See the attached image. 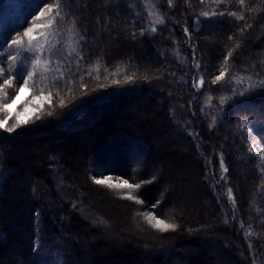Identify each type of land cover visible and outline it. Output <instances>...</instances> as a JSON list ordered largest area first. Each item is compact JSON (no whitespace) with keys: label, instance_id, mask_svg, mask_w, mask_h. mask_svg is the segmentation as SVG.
<instances>
[{"label":"trees","instance_id":"trees-1","mask_svg":"<svg viewBox=\"0 0 264 264\" xmlns=\"http://www.w3.org/2000/svg\"><path fill=\"white\" fill-rule=\"evenodd\" d=\"M159 2L163 23L149 30L141 0H59L80 46L63 76L49 84L51 97L41 113L13 132L0 128V264H264V88L255 86L264 80V0ZM56 3L0 0V43L23 37L40 9ZM8 56L5 44L0 84L9 79L13 86H5L7 98L0 91V105L24 81L18 66L11 67L17 75L8 74ZM223 68L228 75L214 83ZM173 89L183 90L191 125L175 124ZM141 98L153 115H144ZM206 100L209 113L201 108ZM98 112L100 118L85 120ZM134 113H141L135 124L125 123ZM110 116L117 119L106 129L102 120ZM85 125L96 128L87 145L77 139ZM41 132L48 135L34 137L30 146L38 155L22 154L26 138ZM156 136L161 141L154 154ZM195 140L203 156L191 145ZM160 155L167 165L162 174L154 167ZM221 159L227 172L215 175ZM106 177L133 187L95 183ZM192 179L201 187L190 186ZM189 196L200 209L187 207L183 198ZM116 207L131 232L124 256L96 237L103 223L111 227L105 212L122 223ZM157 220L177 227L160 231L153 227ZM192 243L207 248L200 252L204 259L181 250ZM163 251L166 258L154 255Z\"/></svg>","mask_w":264,"mask_h":264},{"label":"rangeland","instance_id":"rangeland-1","mask_svg":"<svg viewBox=\"0 0 264 264\" xmlns=\"http://www.w3.org/2000/svg\"><path fill=\"white\" fill-rule=\"evenodd\" d=\"M141 1L143 2L145 9L149 15L148 16V18H149L148 29L151 30V29L156 28L158 25V23H156V20L158 18H160V5H159L160 2H159V0H141ZM55 11L53 10L52 13L46 14L45 16H39V13H38L37 16L35 17V19L31 22L30 27H32L33 25H47L50 16L54 15ZM45 12L47 13V10H45ZM64 20H65L64 17L63 18H60V17L56 18L54 24L52 25V28L58 29V31L55 32V35H49L47 37L48 42L46 44L44 42V38H43L42 34L48 32L49 29L44 28V27H35L34 28L33 36L37 37V40L39 41V43L44 44L43 50L37 49L35 52L27 51V49L29 47V40H28V37H25L24 35L22 37L23 38L22 45H13V46L9 47L10 56L16 57V61H14V62L9 61L8 62V63H11L10 67L18 66V67H20V69L22 68V70L24 71V81L27 80L28 83H27V86H24V81H23V83L20 85V87L14 92L12 97L7 99V101L5 103L11 105V112H10V114L8 112H0V119H4L7 116L8 117L7 122L14 124L16 122V113H20L21 119L30 120L33 117H35L36 115H39L41 113L43 107L46 104H48L50 97H51L50 92L48 91L49 84L51 83L52 80H54L61 73L63 66L69 60L74 59V57H75L74 55L77 53V50L80 46V36L78 35V33L75 31L74 28L67 27L68 25ZM37 40H34L33 44H36ZM73 49H75V51H73ZM172 56H174V55L172 54ZM37 57H39L41 59V61H45V60L50 61L51 64L50 65L41 64L40 66H35V61H36ZM183 66H184V64H183ZM46 67H50L51 70L45 71ZM185 70H186V68L183 69L184 72H185ZM184 72H183V74L185 75ZM28 73H34L33 77L29 78ZM176 81H179V80H176ZM180 81H181V79H180ZM17 92L19 93L18 97L16 96ZM171 93L173 96L172 100H173V104H174V108L171 110V113H172L171 116L173 117L175 124H178V126H180V127H182V125H183V124H180L181 122H185L186 124L191 125V122L188 120V118L185 115V111L183 110L182 103H181V99L183 97V90L179 91L178 89L177 90L173 89V91ZM146 96H147V94H146ZM33 97H40V99L39 100H33ZM13 100L16 101L14 104L12 103ZM138 104H141L143 110L146 109L144 115H146V116L153 115V109H152V107H150L148 105L147 100L145 101L144 98H141L139 100ZM211 105L212 104H210V102L208 100H206V101H203V105L201 106V108L207 109V113H209L212 111ZM25 108H27V111H25ZM140 115H141V113H134L131 115V117L129 119H127L124 122L125 123L134 122V124H135V120L139 119ZM143 117H145V116H143ZM90 118H95V119L100 118V113L98 112V114L93 115V117L88 116V117H86L85 120L88 121ZM179 118H181V119H179ZM107 119H109V118H107ZM107 119H106V121L102 120V122H104L103 125L106 129H108V125L110 124V122L115 121L117 118L115 119L114 116H110V120H107ZM99 126H100V124H99ZM85 128H86V125L84 127V131H82V133H80V136L77 139L79 140L80 144L87 145V142H89L91 137L94 135L93 133L95 132L96 128H95V130H91V131H89ZM134 128H136V127H134ZM72 129H73V126H71V124H70L68 126L66 132L67 131L70 132ZM46 135H48V134L41 132V133H35V134L31 135V138H26L27 145L25 147L21 148V153L22 154L23 153H25V154H29V153L37 154L38 153L37 150L30 148V146L32 144H35L34 142H36L34 140V137L46 136ZM61 137H62V139H64V136H61ZM49 140H50L49 138H46V141H44V142H48ZM160 141L161 140L158 138V136L153 137V139L151 141L152 145L149 143L152 153H154V154L157 153L156 151H157V149H159ZM191 145L193 146V148H194L195 152H197V154L203 156L202 155L203 149H200V144L197 143L196 140L191 141ZM183 148H184V146H182L181 151H182V153H185L186 150L184 149V151H183ZM187 152L189 154L188 150H187ZM199 155H197V156H199ZM135 157H137L138 160L142 159V157L140 155H136ZM159 159L162 163L161 169L158 166V165H160V161L156 162L154 164V167L156 170L159 171V174H162L163 171L166 169L167 165L165 164V161H166V160H164L165 157H162L160 155ZM116 160H117L116 158L112 159V161L114 163L117 162ZM110 163H111V161H110ZM188 165L189 164L186 163V165L184 166L185 171L189 170V169H187L189 167ZM173 170H176V169H173ZM213 170H214L213 173L215 175H216V173L217 174L220 173V171L222 170L221 161L216 162ZM56 176L57 175H55L56 182H57L56 184L59 185L60 182L57 180ZM106 179L108 182L113 183V184H117V185L122 184L120 179H112L110 177H106ZM196 182H199V184L197 183V185L200 186V181L199 180L194 181L193 179H192V182L190 183V186H195ZM57 185H56V187H58ZM200 187H198V194L201 191ZM167 190H169V188H167L166 191ZM189 197L183 198V202L185 204H187V207H189L190 210L191 209H193V210L200 209L199 205L197 203V200L194 197H193V199L191 197L190 198ZM116 209L119 212V217L122 219L123 218V216L121 214L122 208L116 207ZM79 211H80V209H79ZM202 212H205V210H202ZM83 213L86 216H89L90 220H88V221H90L92 223H96V222L101 223V221L97 217H95L94 215H92L90 217V215H87L85 212L80 211V214L84 217ZM105 213H106V217L110 220L111 227H108V225H106L105 223L102 222L103 227L97 231V233L99 235H96V237L99 236L101 238L105 248L113 246V247H115L112 251L113 253H115L116 255L121 254V256H124L127 254V252L124 249L123 245L130 242V238H129L130 233H131L130 229H129V227H127V223L125 220L122 219V223H121V221H116V219H115L116 217L113 215V213H111V212H105ZM14 228H15V226H14ZM195 237H197V236H195ZM198 238L199 237H197V239ZM203 238H205V237H203ZM132 244L134 246L137 245V243H134L133 241H132ZM203 249L206 250L207 248H205V246H202V243H192L190 245H185V246L181 247L182 251L191 252L193 254V256L198 255L199 258H203V257H201V253H200V252H202V256H203ZM164 252L165 251H163L161 253L158 252L159 254L157 252H154V255L156 254L158 256H161V257L163 256L164 258H166V255H164ZM108 259H110V258H108ZM108 262H111V259H110V261L108 260ZM210 262L213 264L217 263V262L215 263L212 261H210ZM171 264H176L174 259L171 261ZM217 264H229V262L227 260H223V262H220Z\"/></svg>","mask_w":264,"mask_h":264},{"label":"snow or ice","instance_id":"snow-or-ice-1","mask_svg":"<svg viewBox=\"0 0 264 264\" xmlns=\"http://www.w3.org/2000/svg\"><path fill=\"white\" fill-rule=\"evenodd\" d=\"M201 2L203 3V0H201ZM240 2H241V4H243L244 0H240ZM169 3H171V0H169ZM59 7H60L59 0H57V3L55 5H48V4L45 5V8L47 9V13L45 12V9H40L39 16H45L46 14L52 13L53 12V8H55L56 11H55L54 15L50 16L47 25H33L32 27H29V28H27L25 30L23 35L25 37H28V40H29V47H28L27 51L35 52L37 49L43 50V48H44V44L39 43V41L37 40V37L33 36V30H34L35 27H44V28H48L49 29L48 32L42 34L45 44L48 42L47 37L49 35H55V32L58 31V29H53L52 25L54 24V22H55L57 17L63 18L64 14L59 10ZM220 14L223 15L224 13H220ZM229 14L233 15V16L236 15L235 13H229ZM202 15L207 16L208 13L205 12V13H202ZM237 18L238 19H243L242 16L237 17ZM156 23H163V18L162 17L158 18L156 20ZM153 30H155V29H153ZM34 40H37L36 44H33ZM22 43H23V38L22 37H18L16 39H12L10 41V43H7V41H5V43H0V48H3L5 46V44H7L8 47H11L13 45H22ZM73 51H75V49H73ZM231 55H232V53L229 52L228 56L225 57V63H227V61H228L229 57H231ZM7 59L10 62L16 61V57H14V56H8ZM41 64L50 65L51 62L47 61V60L41 61V59L39 57H37L36 61H35V66H40ZM196 67H199V64H197ZM50 70H51L50 67H46L45 68V71H50ZM228 72H229V69L223 68L220 71V74L215 77V80L213 82L215 83L217 81H220L226 75H228ZM8 74L9 75H17L15 72L12 71L11 67L8 70ZM89 74H91V73H89ZM4 75H5V69L0 68V78H2ZM33 75H34V73H28L29 78H32ZM60 76L61 77L63 76V72L60 73ZM19 78L23 79V74H19ZM129 79H131V78H129ZM248 79L251 80V76H249ZM242 80H243V78H241V82H242ZM27 83H28V81L25 80L24 81V86H27ZM203 83H204V81H203V79H201L200 82H199L200 86H203ZM5 86L12 87L13 86L12 81L9 80V79H4L3 80V84H0V91H3V97L2 98H7L8 97V92L4 91ZM255 86L264 88V80L256 81L255 82ZM252 87H253V84L250 83L249 84V89L252 88ZM16 96L17 97L19 96L18 92L16 93ZM39 99H40V97H33V100H39ZM15 102H16L15 100L12 101L13 104ZM60 105L61 106L64 105V101L63 100L60 101ZM25 111H27V108H25ZM0 112H8L10 114L11 105L7 104V103L0 105ZM50 114L51 113H49V115ZM36 118L39 119L40 117L37 116ZM7 120H8L7 116L4 119H0V128H5L8 132H13L15 130V128L19 127L22 124H26V123L29 122L28 119H21L20 118V113H16V122L12 125V127H7ZM248 131H249L250 134L254 133V130L251 129V128H249ZM260 139L264 140V137H261ZM254 143H258V141H254ZM253 150L254 149L250 146V151H253ZM259 155H260V158H261V162H264V149L261 150ZM221 166H222L224 172H227V168L223 166V160L222 159H221ZM261 171L264 172V169H261ZM95 183H97V184H107L108 181H107V179H96ZM123 186L133 187V185H129L127 181L124 182V185H119V184L116 185V187H123ZM134 187L139 188L140 185L137 184ZM228 194L231 197V195H232L231 189H229V193ZM129 198H133V197H129ZM140 202L143 203V201H140ZM149 222L151 223V221H149ZM153 227L157 228L160 231H169V230H175L177 225H175V224H166L162 220H157L156 223L153 225Z\"/></svg>","mask_w":264,"mask_h":264}]
</instances>
